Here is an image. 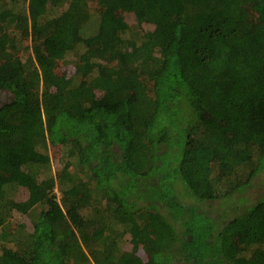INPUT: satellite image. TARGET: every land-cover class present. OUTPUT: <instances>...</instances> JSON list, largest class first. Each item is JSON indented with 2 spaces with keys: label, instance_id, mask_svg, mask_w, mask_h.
Returning <instances> with one entry per match:
<instances>
[{
  "label": "trees",
  "instance_id": "obj_1",
  "mask_svg": "<svg viewBox=\"0 0 264 264\" xmlns=\"http://www.w3.org/2000/svg\"><path fill=\"white\" fill-rule=\"evenodd\" d=\"M92 1L0 0V264H264V0Z\"/></svg>",
  "mask_w": 264,
  "mask_h": 264
},
{
  "label": "rangeland",
  "instance_id": "obj_2",
  "mask_svg": "<svg viewBox=\"0 0 264 264\" xmlns=\"http://www.w3.org/2000/svg\"><path fill=\"white\" fill-rule=\"evenodd\" d=\"M97 2L95 0H93L91 2V6L92 8L95 9V7L97 6L96 4ZM244 6H247L248 8H252V11L254 12V16L255 18H257V20L260 19V16L262 17V10L260 8L259 5H257L256 3L250 4L249 2H245L243 4ZM252 12V13H253ZM120 15L123 16L125 18V20L132 26V27H137V20L136 17L134 15V13H132L131 11L128 10H121L120 11ZM92 19V18H91ZM30 40H28L27 43H29ZM80 51H82L81 49H79ZM79 53V51H78ZM76 54L73 53H69L67 54V56L65 57V59L63 61L60 62V66L58 67V72L60 73H64L66 74V76L68 78H73L74 81L78 80V77L75 76L76 75ZM48 154L50 157V170L51 173H53L54 175H57L58 172H60L63 168H64V160L65 157L63 156L64 152L63 149L60 146H52L51 144L48 145ZM259 183L257 182L256 186H253L252 188H250V190L246 193L247 196V200H249L250 202L252 200H254L261 192V186L258 185ZM57 194L60 195L59 190H56ZM27 193L24 191H21V193H19V200H25L27 198ZM248 202H246V204H243L241 202H239V205L236 207H240L239 211L241 212V210H243L244 206L247 205ZM204 209L208 210L212 215H219L222 213H227L228 214V218H231L233 216H235L237 213L234 211L233 206L231 205L230 202H225L224 205H221L220 202H209L206 204H203ZM15 218L18 220L23 221L24 220V215L19 213V212H15ZM26 220V219H25ZM24 222V221H23ZM152 237V236H151ZM153 242L155 244H157L160 239H161V235L159 236L158 234L153 235ZM133 245L130 242V238L129 236H127L126 241L124 243V248L126 250H133ZM139 255V257L143 260H147V253L143 250L138 251L137 253Z\"/></svg>",
  "mask_w": 264,
  "mask_h": 264
},
{
  "label": "flooded vegetation",
  "instance_id": "obj_3",
  "mask_svg": "<svg viewBox=\"0 0 264 264\" xmlns=\"http://www.w3.org/2000/svg\"><path fill=\"white\" fill-rule=\"evenodd\" d=\"M12 98L13 94L9 90L0 88V109L10 102Z\"/></svg>",
  "mask_w": 264,
  "mask_h": 264
}]
</instances>
